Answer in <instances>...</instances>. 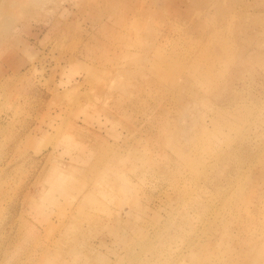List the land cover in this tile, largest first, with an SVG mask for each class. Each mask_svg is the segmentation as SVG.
Segmentation results:
<instances>
[{"label":"rangeland","instance_id":"374dc122","mask_svg":"<svg viewBox=\"0 0 264 264\" xmlns=\"http://www.w3.org/2000/svg\"><path fill=\"white\" fill-rule=\"evenodd\" d=\"M263 172L264 0H0V264H264Z\"/></svg>","mask_w":264,"mask_h":264},{"label":"bare ground","instance_id":"6f19581e","mask_svg":"<svg viewBox=\"0 0 264 264\" xmlns=\"http://www.w3.org/2000/svg\"><path fill=\"white\" fill-rule=\"evenodd\" d=\"M190 6V5H189ZM175 9V8H174ZM193 10V9H192ZM248 10V9H247ZM148 11V10H147ZM238 11V10H237ZM245 11V10H244ZM252 11V10H251ZM193 12V11H192ZM147 13V12H146ZM254 13V12H253ZM244 14V13H243ZM193 16V15H192ZM241 16H243V15H241ZM239 17V16H238ZM230 19V18H229ZM194 22V21H193ZM174 27V26H173ZM243 28V27H242ZM167 35V34H166ZM167 40H169V39H167ZM166 51V50H165ZM227 53H229V52H227ZM230 55V54H229ZM229 57V56H228ZM185 58V57H184ZM181 59V58H180ZM192 65V64H191ZM193 67V66H192ZM164 69V68H163ZM193 69V68H192ZM177 94V93H176ZM164 105V104H163ZM162 105V106H163ZM234 104H232V106H233ZM186 120V119H185ZM232 121V120H231ZM230 123V122H229ZM256 125V124H255ZM232 126V125H231ZM140 129V128H139ZM149 131V130H148ZM193 137V136H192ZM229 141V140H228ZM189 144V143H188ZM193 144V143H192ZM231 144V143H230ZM185 145V144H184ZM181 146V145H180ZM183 146V145H182ZM243 147V146H242ZM245 147V146H244ZM244 149V148H243ZM235 150V149H234ZM238 152V151H237ZM237 152H235V153H237ZM234 153V152H233ZM226 154V153H225ZM238 154V153H237ZM224 156V155H223ZM150 157V156H149ZM188 158H190V157H188ZM227 158V157H226ZM149 159V158H148ZM193 159V158H192ZM219 159V158H218ZM222 159H224V158H222ZM228 159V158H227ZM189 160V159H188ZM190 160H191V158H190ZM214 160V159H213ZM225 160V159H224ZM194 161V160H193ZM220 161V160H219ZM186 162V161H185ZM226 162V161H225ZM238 162V161H237ZM101 163V162H100ZM218 163H220V162H218ZM178 164V163H177ZM180 164V163H179ZM178 164V165H179ZM188 164H191L190 162L188 163ZM187 164V165H188ZM168 165V164H167ZM181 165V164H180ZM205 165V164H204ZM219 165V164H218ZM169 166V165H168ZM182 166V165H181ZM184 166V165H183ZM191 166V165H190ZM193 166V165H192ZM152 167H155V166H152ZM157 167V166H156ZM180 167V166H179ZM158 169H159V167H157ZM176 168V167H175ZM145 169V168H144ZM151 169V168H150ZM155 169V168H154ZM194 169H195V167H194ZM153 169H151V171H152ZM203 170H205V169H203ZM175 171V170H174ZM195 171H197L196 169H195ZM201 171V170H200ZM150 172V171H149ZM148 172V173H149ZM156 172V171H155ZM159 172V171H158ZM160 172H162V170L160 171ZM176 172V171H175ZM175 172H173V173H175ZM151 173V172H150ZM157 173V172H156ZM203 173V172H202ZM264 173V172H263ZM159 174V173H158ZM165 174H166V172H165ZM192 174V173H191ZM205 174V173H204ZM176 175V174H175ZM100 176V175H99ZM149 176V175H148ZM156 176V175H155ZM171 176V175H170ZM170 176H169V178H170ZM189 176V175H188ZM104 177V176H103ZM204 177V176H203ZM206 177V176H205ZM182 178V177H181ZM186 178V177H185ZM193 178V177H192ZM100 179V178H99ZM103 179V178H102ZM176 179V178H175ZM187 180H188V178H186ZM178 180V179H177ZM192 180H194V179H192ZM107 181H108V179H107ZM183 181H185L186 182V180H184L183 179ZM99 182V181H98ZM114 182V181H113ZM180 182V181H179ZM177 183V182H176ZM184 183V182H183ZM190 183H192V182H190ZM188 184V183H187ZM184 185H185V183H184ZM178 186V185H177ZM176 187V186H175ZM185 187V186H184ZM179 189H181V188H179ZM183 189V188H182ZM181 189V190H182ZM187 189V188H186ZM176 190H177V188H176ZM185 190V189H184ZM177 193H178V191H177ZM179 194H180V192H179ZM183 194V193H182ZM180 196V195H179ZM180 199H182V198H180ZM184 200V199H183ZM122 201V200H121ZM186 202V201H185ZM236 202V201H235ZM191 205V204H190ZM120 207H122V205L120 204ZM233 207V206H232ZM194 208V207H193ZM122 211V210H121ZM129 212V211H128ZM127 213V212H126ZM184 213V212H183ZM118 214V213H117ZM185 214V213H184ZM220 214V213H219ZM182 219V218H181ZM180 219V220H181ZM123 220V219H122ZM186 220V219H185ZM117 221V220H116ZM119 221V220H118ZM229 222H231V221H229ZM223 223V222H222ZM235 223V222H234ZM178 224V223H177ZM180 225V224H179ZM180 227V226H179ZM181 228V227H180ZM225 228V227H224ZM216 230V229H215ZM224 231V230H223ZM178 235V234H177ZM190 236V235H189ZM264 236V235H263ZM262 236V237H263ZM168 237V236H167ZM192 238V237H191ZM169 239V238H168ZM171 239V238H170ZM169 239V240H170ZM262 239V238H261ZM258 240H260V237H259V239ZM180 241V240H179ZM190 241V240H189ZM210 241V240H209ZM262 241V240H261ZM169 243V242H168ZM256 243H258V244H260L259 242H256ZM176 244V243H175ZM215 244V243H214ZM165 245V244H164ZM177 245V244H176ZM190 246V245H189ZM202 246H204V245H202ZM246 246V245H245ZM242 247V246H241ZM243 248V247H242ZM159 250V249H158ZM232 250V249H231ZM156 250H154V252H155ZM157 253H158V251H157ZM194 253V252H193ZM209 253V252H208ZM191 254V253H190ZM240 258H242V257H240ZM137 264V263H136Z\"/></svg>","mask_w":264,"mask_h":264}]
</instances>
